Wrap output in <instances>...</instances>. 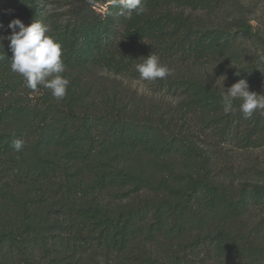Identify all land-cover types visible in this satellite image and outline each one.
I'll use <instances>...</instances> for the list:
<instances>
[{
    "label": "rangeland",
    "instance_id": "rangeland-1",
    "mask_svg": "<svg viewBox=\"0 0 264 264\" xmlns=\"http://www.w3.org/2000/svg\"><path fill=\"white\" fill-rule=\"evenodd\" d=\"M106 1L92 7L103 17L113 4ZM88 3L0 0L4 25L0 36L11 33L7 25L18 17L26 25L34 19L41 21L49 26L48 35L55 37L89 12ZM120 11L117 5L111 13L116 35H123L125 28ZM168 13L185 21L170 22L161 39L147 40L128 70L117 72L94 64L65 67L63 75L69 85L63 99L54 98L50 89L40 85L30 90L21 75L8 70L0 86V110L9 104L18 107L31 131L22 151L0 159V186L11 185L13 194L0 197V238L4 240L0 241V264H99L97 256L103 257L104 264H141L146 259L161 264H264V110L245 117L239 100L229 113L223 107L203 110L188 104L182 84H204L222 94L246 78L251 91L264 94V0H223L214 7L196 8L162 4L153 16ZM206 30L223 32L230 46L223 55L196 59L188 51V42L195 43ZM9 45L8 39L0 40V47ZM151 53L171 69L166 78L140 79L135 65ZM74 114L118 117L161 130L170 126L183 147L180 153L167 156L136 151L110 161L115 170L144 183L101 189L94 186L92 174L78 175L80 164L69 161L68 148L36 145L40 124L51 119L57 123L58 118L67 120ZM72 123L76 127L81 120ZM21 125L9 123L1 130ZM107 129L106 122L94 124L80 143V151L105 149L99 145ZM59 139L63 142L64 138ZM38 157L52 169L39 171L32 166L27 176L28 162L33 164ZM198 179L217 188V194L197 188ZM244 191L248 201L237 214L228 204ZM160 203L163 216L169 219L156 231ZM86 209L115 222L133 217L128 246L109 251L101 245L103 226L96 227ZM249 246L262 251L259 254Z\"/></svg>",
    "mask_w": 264,
    "mask_h": 264
},
{
    "label": "trees",
    "instance_id": "trees-1",
    "mask_svg": "<svg viewBox=\"0 0 264 264\" xmlns=\"http://www.w3.org/2000/svg\"><path fill=\"white\" fill-rule=\"evenodd\" d=\"M89 1V0H88ZM100 0H91L88 3L89 12L83 14L80 21L72 27L59 31L55 39L62 45V59L65 67L76 68L85 67L88 64L106 66L117 72L128 70L137 55L138 50L146 46L147 40L161 39L170 22L183 23L185 18L180 15L161 14L153 16V11L162 4L176 3L179 6L191 7H214L223 0H144L147 5V11L140 16L133 14L132 19H125L124 33L114 34L113 25L115 23L111 13L117 5L111 4L105 17L97 14L93 10V5ZM102 0V3H106ZM28 12L32 15L31 8ZM35 13V12H34ZM188 51L193 54L196 59L223 55L230 46L229 38H226L223 32L218 30H206L196 39L195 43L188 42ZM185 49V48H184ZM12 56L9 47H0V86L4 81L8 70L10 69V58ZM188 92L189 102L203 110H219L223 107L222 94L216 92L212 88L204 84H194L191 81H183ZM69 119L58 118L57 123L53 119L45 124H40V130L36 139L37 147H48L51 145H63L68 148L69 161L78 162L80 164L77 172L90 173L95 177L94 186L98 188H106L115 185H127L135 183V186L144 182L135 180V177L127 172L115 170L110 161L119 157H128L133 152H145L146 154H154L156 156L170 155L172 153H180L182 146L181 137L174 133L170 126L160 129L153 124H139L133 120L121 119L118 117H101V116H83L78 117L77 114L69 116ZM79 118L81 123L76 126L72 123L74 119ZM106 120V121H105ZM24 112L13 104L6 105L0 110V159L6 155L15 154L16 151L11 147L14 139H22L25 141L27 135H30V125L27 122ZM106 122L108 126L107 135L102 144L105 149L94 150L90 153H83L78 148L80 143L85 140L90 129L94 124ZM11 124H20L15 130L2 131L1 127ZM59 137H63V142ZM114 154L115 156H112ZM28 162V166L39 171H50L52 167L48 165L47 160L38 159ZM27 169L28 173L32 168ZM81 186L84 185L80 177H77ZM7 183V182H5ZM197 188H204L216 195L218 189L210 187L206 180H196ZM0 186V197L7 198L9 195L13 197L11 185ZM244 193L237 200L229 202V208L241 213L247 204V194ZM157 211V227L156 231H160L168 221L169 216L164 217L162 213V204H158ZM88 218L95 220L96 227L103 226L101 245L107 250H123L131 241L133 225V217L128 216L121 220L114 221L101 212L89 213L84 210ZM89 213V215H88ZM153 229V226L152 228ZM150 233L153 230H150ZM0 241H4L0 238ZM240 247V244H238ZM255 252L261 253L262 249L252 246ZM251 246L247 249H252ZM254 251V250H253ZM141 264H161L156 260H141ZM51 264V263H48ZM177 264V263H171Z\"/></svg>",
    "mask_w": 264,
    "mask_h": 264
},
{
    "label": "clouds",
    "instance_id": "clouds-1",
    "mask_svg": "<svg viewBox=\"0 0 264 264\" xmlns=\"http://www.w3.org/2000/svg\"><path fill=\"white\" fill-rule=\"evenodd\" d=\"M91 2V0H89ZM113 5L121 7L120 15L132 19L147 11L144 0H112ZM4 25L0 22V28ZM11 29L9 35L0 36V40L8 39L12 56L10 69L21 75L25 85L30 90H37L38 85L51 90L56 99H63L67 94L69 80L63 75L65 64L62 59V45L55 37L48 35L49 26L39 20H33L26 25L20 18H15L7 25ZM141 80L154 81L164 79L171 74V69L162 64L159 57L153 53L144 57L135 65ZM240 75L239 71L236 73ZM223 110L229 113L234 108V101L239 100V110L245 117H251L254 112L264 110V94L251 91L246 78L239 79L222 93ZM14 151L20 152L24 147L22 139L11 142ZM99 264H104L103 257L97 256Z\"/></svg>",
    "mask_w": 264,
    "mask_h": 264
}]
</instances>
